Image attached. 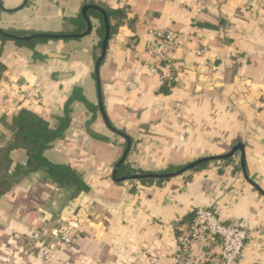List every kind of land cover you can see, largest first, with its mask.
I'll return each instance as SVG.
<instances>
[{"label": "crops", "instance_id": "0c3cea01", "mask_svg": "<svg viewBox=\"0 0 264 264\" xmlns=\"http://www.w3.org/2000/svg\"><path fill=\"white\" fill-rule=\"evenodd\" d=\"M87 3L125 10L100 67L107 117L132 140L124 164L169 172L242 142L247 175L264 191V0H0V28L72 34ZM91 22L87 36L49 38L34 49L0 39V147L21 109L56 127L76 86L98 107L97 20ZM156 31L177 34L169 54L178 79L170 86L152 71ZM198 47L206 48L201 56ZM125 147L99 108L74 102L65 136L46 155L76 169L89 191L60 187L43 170L15 175L0 196V264H174L200 207L247 231L238 264H264V195L245 178L240 151L171 179L115 182ZM11 158L13 172L27 161L23 149ZM66 228L73 241L61 247L56 241ZM220 252L201 239L189 256L193 264H212Z\"/></svg>", "mask_w": 264, "mask_h": 264}, {"label": "trees", "instance_id": "16d2710c", "mask_svg": "<svg viewBox=\"0 0 264 264\" xmlns=\"http://www.w3.org/2000/svg\"><path fill=\"white\" fill-rule=\"evenodd\" d=\"M93 4L98 5L106 11L110 21L111 35L114 34L121 24L122 19L125 17V10L111 9L100 3ZM88 16L90 20L91 18L97 20V25H94L93 29L98 36V42L93 52V59L96 61L101 50L102 40L105 36V24L103 15L95 9H90L88 11ZM75 22L77 23V28L74 30V33H82L86 30L87 23L84 17L80 16L79 21ZM7 32L18 35V33L13 31ZM0 39L7 40L9 38L0 35ZM48 40L49 37L40 36L28 41L15 40V42L18 45L34 49L37 44L45 43ZM34 55L38 56L36 51ZM5 70L6 66L1 61L0 51V80ZM163 91L168 92V89L163 88ZM76 101L83 103L92 112L96 113L98 111V107L87 99L83 88L76 86L65 103L64 114L60 117L56 127H52L48 120L28 109H21L12 119V122L7 125L11 132V137L3 147H0V196L9 190L15 175L39 170H43L47 178L60 187L72 186L80 192L89 191L88 185L76 169L69 164L54 162L46 155V151L50 149L57 140L65 136L71 122L72 105ZM94 135L100 139L107 140V138L101 135L95 133ZM16 149H23L25 151L27 161L25 166L19 167L13 172L11 170L13 163L11 152ZM205 165L206 163L200 164L195 169H199ZM174 170L176 169H170V171ZM137 171L138 170L130 168L125 164L122 165V174L131 175ZM151 181L153 180L148 179L144 182Z\"/></svg>", "mask_w": 264, "mask_h": 264}, {"label": "built area", "instance_id": "2783aa9c", "mask_svg": "<svg viewBox=\"0 0 264 264\" xmlns=\"http://www.w3.org/2000/svg\"><path fill=\"white\" fill-rule=\"evenodd\" d=\"M177 34L173 31H156L155 41L149 47L150 53L157 60V64L152 67V71L158 73L165 85H173L177 82L178 75L173 58L170 56L172 46L175 44ZM205 47H198L196 54L203 55ZM235 55V54H233ZM248 234L240 225H230L223 223L217 214L208 207H200L196 210L191 224L184 230L180 247L174 258V264H193L189 250L192 244L204 239L208 245L217 243L221 252L218 260L212 264H238L241 253L245 246ZM73 241L68 228L61 231L57 238V245H70ZM53 249V246L42 248L43 251ZM55 264H64L57 262Z\"/></svg>", "mask_w": 264, "mask_h": 264}, {"label": "water", "instance_id": "95a60500", "mask_svg": "<svg viewBox=\"0 0 264 264\" xmlns=\"http://www.w3.org/2000/svg\"><path fill=\"white\" fill-rule=\"evenodd\" d=\"M90 9H95V10L99 11L103 15V20H104V24H105V36L102 40L100 53L98 55L97 60L95 61V74H96L98 99H99L98 108L100 110V113H101L103 120H104L106 126L108 127V129L110 131H112L114 134L119 135L126 140L125 151H124L122 157L120 158V160L116 163L114 170H113V180L115 182H123V181H143V180H148V179H157V180L171 179V178L180 176V175L196 168L200 164L210 162L213 160L231 158L232 156L235 155V153L240 151V153H241V167L243 169V173L245 175V178L264 195V191L262 189H260V187L257 184L252 182L251 179L247 175L246 163H245V147H244V144L242 142L237 143V145H235L228 154H225L222 156H215V157H204V158L198 159L194 162H191V163L185 165L184 167L177 169V170H174V171L163 172V173L136 172V173L131 174V175L118 176V173L122 168V165L125 163V161L128 157V154L131 151L132 140L126 133L122 132L120 129H118L117 127H115L111 124L109 118L107 117V114H106L105 108H104V104H103V96H102L101 80H100V67H101V65H102V63H103V61L107 55V51H108V47H109V41L111 38V28H110L109 17L103 8L99 7L98 5L91 4V3H87L82 7L81 14L87 23V28L82 33H72V34L33 33V34H26V35H17V34L8 33L7 31L0 28V35L4 36L6 38L12 39V40H23V41L32 40V39L38 38L40 36H45V37H49V38H69V39L81 38V37L89 35L92 31V28H93L92 22L88 16V11Z\"/></svg>", "mask_w": 264, "mask_h": 264}]
</instances>
